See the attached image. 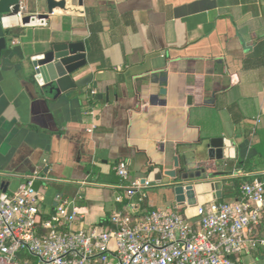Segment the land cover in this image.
Wrapping results in <instances>:
<instances>
[{"label": "crops", "instance_id": "crops-1", "mask_svg": "<svg viewBox=\"0 0 264 264\" xmlns=\"http://www.w3.org/2000/svg\"><path fill=\"white\" fill-rule=\"evenodd\" d=\"M36 1L28 9L39 12ZM64 1V9L39 12L49 14L47 27L5 31L0 44V191L11 194L38 172L51 181L38 186L44 217L57 197L80 192L84 224L108 225L126 203L114 200L127 185L114 171L119 161L132 180L155 168L193 174L209 162L212 138L232 150L211 162L221 173L213 202L238 199L226 190L233 180L264 181V0ZM75 43L86 66L74 80L85 86L56 99L43 94L31 58ZM194 181L203 180L163 176L141 208L187 217L168 185ZM188 219L195 223L192 211ZM255 235L264 239V215ZM240 264H264V246Z\"/></svg>", "mask_w": 264, "mask_h": 264}, {"label": "built area", "instance_id": "built-area-1", "mask_svg": "<svg viewBox=\"0 0 264 264\" xmlns=\"http://www.w3.org/2000/svg\"><path fill=\"white\" fill-rule=\"evenodd\" d=\"M30 1L35 0L8 6L0 15L2 30L48 26L49 14L29 11ZM114 171L127 182L114 200L126 203L108 225L84 224L80 192L74 198L57 197L53 213L44 217L41 188L51 181L38 172L11 194L0 191V264H240L243 254L264 246L255 235L264 215V181L245 183L232 202L185 206L193 210L196 221L191 223L172 209L141 208L152 183L130 179L122 160ZM35 183L41 188L34 189Z\"/></svg>", "mask_w": 264, "mask_h": 264}, {"label": "water", "instance_id": "water-1", "mask_svg": "<svg viewBox=\"0 0 264 264\" xmlns=\"http://www.w3.org/2000/svg\"><path fill=\"white\" fill-rule=\"evenodd\" d=\"M17 3V0H0V15L7 12L8 6ZM48 13L53 9H64V0H46ZM17 12V6L14 8V14ZM46 17V15H41ZM24 23L28 22V18H24ZM0 44H5V31L0 25ZM31 64L34 69V79L41 91L45 95H50L56 99L59 95L67 93L77 88H83L86 80H74L86 66L85 49L82 44H56L47 50L37 53L31 58ZM207 158L205 166L199 171L189 174L183 170H166L161 172L159 168H155L150 177L147 178L151 183H160L163 176L169 180L177 178L188 181L194 178L203 181H194L187 185H168V189L175 198L178 207L188 206L193 209L196 205H205L214 199L221 198V183L215 181L220 176V172H213V161H223L229 157L232 150L229 144L224 142L222 138H212L205 144ZM232 156V155H230ZM174 168H178V160L175 159ZM154 177V178H152ZM39 183L34 184V189H38ZM5 192V189H3ZM57 203L54 204V207ZM191 211L187 210L186 215L191 217Z\"/></svg>", "mask_w": 264, "mask_h": 264}, {"label": "trees", "instance_id": "trees-1", "mask_svg": "<svg viewBox=\"0 0 264 264\" xmlns=\"http://www.w3.org/2000/svg\"><path fill=\"white\" fill-rule=\"evenodd\" d=\"M241 165H245V164L243 163V164H241ZM244 184H245V182L242 183L241 181L233 180V181L229 182V183L226 185V187L228 188V189H226V190H228V191H238V192H239V197H240V194H241V187H242ZM239 197H238V199H239ZM147 211H149V210H147Z\"/></svg>", "mask_w": 264, "mask_h": 264}, {"label": "rangeland", "instance_id": "rangeland-1", "mask_svg": "<svg viewBox=\"0 0 264 264\" xmlns=\"http://www.w3.org/2000/svg\"><path fill=\"white\" fill-rule=\"evenodd\" d=\"M46 8V0H37L36 1V10L39 11V12H42L44 9ZM32 6L29 4V11L33 12L32 10ZM10 32V31H8ZM48 186V183L46 185H44L43 187H46L47 188Z\"/></svg>", "mask_w": 264, "mask_h": 264}]
</instances>
